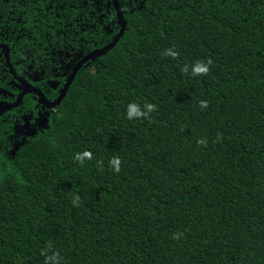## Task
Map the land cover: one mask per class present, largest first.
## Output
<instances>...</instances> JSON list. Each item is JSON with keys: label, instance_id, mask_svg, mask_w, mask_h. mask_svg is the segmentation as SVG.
<instances>
[{"label": "trees", "instance_id": "obj_1", "mask_svg": "<svg viewBox=\"0 0 264 264\" xmlns=\"http://www.w3.org/2000/svg\"><path fill=\"white\" fill-rule=\"evenodd\" d=\"M117 2L123 36L0 155V264H264V0Z\"/></svg>", "mask_w": 264, "mask_h": 264}, {"label": "flooded vegetation", "instance_id": "obj_2", "mask_svg": "<svg viewBox=\"0 0 264 264\" xmlns=\"http://www.w3.org/2000/svg\"><path fill=\"white\" fill-rule=\"evenodd\" d=\"M109 10L115 16L112 28L105 23ZM97 22L109 35L116 30L111 38L117 33L110 0H0V155L45 131L35 122L44 113L49 119L56 108L38 103L35 91L55 100L75 65L96 49ZM83 67H90V60L78 71ZM25 89L33 91L16 104Z\"/></svg>", "mask_w": 264, "mask_h": 264}, {"label": "water", "instance_id": "obj_3", "mask_svg": "<svg viewBox=\"0 0 264 264\" xmlns=\"http://www.w3.org/2000/svg\"><path fill=\"white\" fill-rule=\"evenodd\" d=\"M110 3H111V7L114 9V12L116 14V24L118 26L117 33L112 37V39L110 40L109 43H107L105 46H103L101 48H96V49L90 51V53L87 56H85L77 65H75V67L73 68V70L69 74L68 78L64 82V86L60 90V92H59L58 96L55 98V100H53L52 102L47 101L44 99V97L40 93L35 91V94L38 96V103L42 104L48 110H51V109L59 106V104L61 103L63 98L66 96L67 90H68L69 86L71 85L75 75L77 74L78 69L80 68V66L85 61H87V60L93 61L96 58H99V57L105 55L108 51H110L115 46V44L118 42V40L123 36L125 29H126V21L124 20V18L122 16V12L118 6L117 0H110ZM31 91H33V90L25 89L23 91V93L18 96L16 104H18V102L20 101L21 96L23 94H25L27 92H31ZM47 123H48V114L47 113L40 114V116L37 118V120L35 122L37 127H39V128L42 127L44 129L47 128ZM28 135H30V136L33 135V131L31 130ZM18 148H19V145L14 146L13 149H11L9 156L13 157L15 155L16 151H18L17 150Z\"/></svg>", "mask_w": 264, "mask_h": 264}, {"label": "clouds", "instance_id": "obj_4", "mask_svg": "<svg viewBox=\"0 0 264 264\" xmlns=\"http://www.w3.org/2000/svg\"><path fill=\"white\" fill-rule=\"evenodd\" d=\"M172 55H174V53H172ZM210 63V61H209ZM207 72V64H200L197 63L196 65L193 66L192 68V73L193 74H200V73H205ZM201 106H205V102L201 101ZM145 111L141 112L138 107L135 104H129L127 106V110H126V116L131 119L132 117H141V116H146L148 111H151L153 106L151 104H145ZM81 156L87 158L90 157V153L88 152H83L82 154H77L76 155V159L79 160L81 158ZM110 163L113 165L114 170H118V159L113 158L112 161H110Z\"/></svg>", "mask_w": 264, "mask_h": 264}]
</instances>
